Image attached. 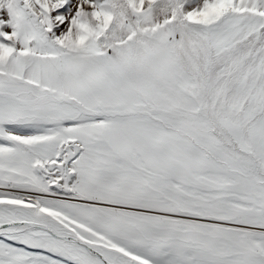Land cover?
Here are the masks:
<instances>
[{"label":"snow or ice","instance_id":"snow-or-ice-1","mask_svg":"<svg viewBox=\"0 0 264 264\" xmlns=\"http://www.w3.org/2000/svg\"><path fill=\"white\" fill-rule=\"evenodd\" d=\"M0 264H264V0H0Z\"/></svg>","mask_w":264,"mask_h":264}]
</instances>
